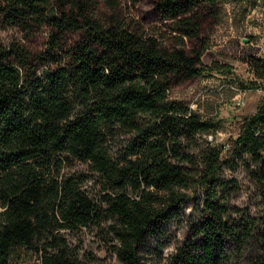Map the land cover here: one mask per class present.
I'll list each match as a JSON object with an SVG mask.
<instances>
[{
	"label": "trees",
	"instance_id": "1",
	"mask_svg": "<svg viewBox=\"0 0 264 264\" xmlns=\"http://www.w3.org/2000/svg\"><path fill=\"white\" fill-rule=\"evenodd\" d=\"M220 1L155 0L167 45L164 33L121 17L115 0H0V26L27 34L48 26L39 51L0 43V264H14L15 245L36 251L38 264H78L61 231L101 219L110 220L117 264H141L147 240L188 199L197 214L189 213L164 264H229L244 255L264 264V215L229 204L235 179L220 173L222 146L204 139L194 151L213 122L169 98L173 81L206 67L200 19L216 16ZM72 32L79 37L66 45ZM186 39L199 49L188 52ZM248 66L264 75L259 57ZM119 135L113 157L107 143ZM226 151V159L249 161L264 194V96ZM74 161L97 175L98 196L89 194L87 183L96 182L88 170L69 171Z\"/></svg>",
	"mask_w": 264,
	"mask_h": 264
},
{
	"label": "rangeland",
	"instance_id": "2",
	"mask_svg": "<svg viewBox=\"0 0 264 264\" xmlns=\"http://www.w3.org/2000/svg\"><path fill=\"white\" fill-rule=\"evenodd\" d=\"M115 9L126 20L138 21L145 28H153L164 33V42L168 45L171 37L162 21L157 19L155 0H115ZM216 16L204 14L200 19V36L205 38V47L200 56L202 72L189 79H177L169 88V98L185 102L202 119L213 122L214 128L202 134L198 148L204 146V139L211 140L216 146H222L220 173L225 178L235 179V187L230 190V205L244 208L251 214L264 215V194L253 181L247 167L249 161L235 158L226 159L230 139L235 137L245 117L255 112L264 96L258 86L260 77L247 68L251 56L259 57L264 51V0H223L217 5ZM100 9L108 10L100 4ZM111 11V10H110ZM48 35V26L42 25L33 33L27 34L12 25L0 26V43L20 41L36 52L43 48ZM79 34L68 33L65 44L77 40ZM188 52L199 49L196 39L185 41ZM216 63V64H214ZM227 66L226 70L225 67ZM234 87V88H232ZM125 135L108 141V153L113 157L121 151ZM246 163V164H245ZM67 171V168L63 169ZM87 165L74 161L69 171H87ZM89 174L91 172L88 170ZM89 180L90 196H98L100 182L95 173ZM91 183V184H90ZM189 194L192 190H188ZM195 192V191H194ZM193 192V193H194ZM201 191L198 190L196 197ZM194 199H188L177 213L168 218L163 229L151 236L141 251V264H164L168 254L179 244L187 233L189 213L197 214ZM110 220L101 219L89 226L72 231L62 230L68 247L76 255L78 264H117L113 251L116 241L109 232ZM14 264H38V253L23 246L15 245L11 249ZM229 264H250L246 256L233 257Z\"/></svg>",
	"mask_w": 264,
	"mask_h": 264
},
{
	"label": "built area",
	"instance_id": "3",
	"mask_svg": "<svg viewBox=\"0 0 264 264\" xmlns=\"http://www.w3.org/2000/svg\"><path fill=\"white\" fill-rule=\"evenodd\" d=\"M259 58L264 63V51L259 55ZM246 64H247V68H249L248 62ZM258 85H259L258 87L264 91V75L262 77H260ZM232 88H234V87H232Z\"/></svg>",
	"mask_w": 264,
	"mask_h": 264
}]
</instances>
